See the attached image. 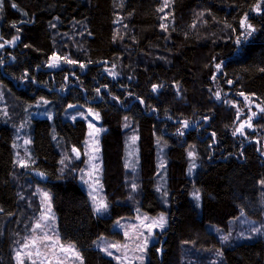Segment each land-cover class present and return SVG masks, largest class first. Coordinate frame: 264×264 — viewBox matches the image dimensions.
Listing matches in <instances>:
<instances>
[{"label":"trees","instance_id":"trees-1","mask_svg":"<svg viewBox=\"0 0 264 264\" xmlns=\"http://www.w3.org/2000/svg\"><path fill=\"white\" fill-rule=\"evenodd\" d=\"M168 8L162 25L161 0H1L0 87L8 105L20 112L44 98L55 103L56 115L53 123L32 121L27 171L16 166L12 127L0 124V264L10 259V233L31 217L26 201L35 203L34 186L50 193L59 240L74 247L82 264H116L95 242H120L113 225L137 209L167 218L146 264H183V247L219 251L222 264H264V237L225 246L207 229L226 228L241 211L260 215L264 140L235 126L236 108L264 110V0H169ZM54 56L66 64L49 69ZM112 67L115 76L106 71ZM68 106L96 111L104 128L103 217L73 168H62L58 148L82 154L87 136L83 120L63 119ZM129 132L137 136L134 172L124 163ZM158 146L166 207L156 192ZM189 149L199 164L192 178Z\"/></svg>","mask_w":264,"mask_h":264},{"label":"rangeland","instance_id":"rangeland-1","mask_svg":"<svg viewBox=\"0 0 264 264\" xmlns=\"http://www.w3.org/2000/svg\"><path fill=\"white\" fill-rule=\"evenodd\" d=\"M1 2V0H0ZM121 3V2H120ZM169 0H161L162 25L169 22ZM66 64V63H65ZM63 59L52 57L47 67L49 69L65 65ZM110 76H115L114 68L106 69ZM9 99L0 87V124H8L13 131V153L18 169L27 171L33 163L31 150V125L35 119H45L53 123L56 115V105L53 101L38 98L25 103L19 112L15 103L9 106ZM238 122L236 133H254L257 141L264 140V110L261 106L251 104L248 111L236 108ZM96 111L79 106H68L63 113V119L74 122L83 120L87 125V136L84 141L83 152L71 150L67 154L58 148L62 154V168H73L79 185L86 193L94 213L103 217L107 214V204L101 183L102 161L100 150V137L104 132L100 116ZM91 125V127H90ZM127 127H129L127 125ZM97 129L99 131L97 132ZM263 135V138L260 137ZM260 137V138H259ZM133 138L135 140L133 141ZM191 154V155H190ZM187 175L192 178L199 167L195 153L192 149L187 151ZM156 192L159 201L166 207L168 196L166 192L164 149L158 146ZM125 167L134 172L138 168L137 136L129 132L125 145ZM191 169V171H190ZM31 175L42 181L40 174L30 172ZM26 174V173H25ZM33 186H28L30 190ZM35 203L27 197L26 204L31 217L16 225L15 233H10L9 248L10 259L8 264H82V259L70 244H62L57 234V222L51 206L50 193L42 186L33 187ZM197 196L199 199H197ZM195 208L200 212L201 200L199 192L194 189L190 195ZM103 203L106 208L97 212L96 207ZM258 205L260 215L250 217L246 212L240 214L227 223L226 228L220 229L208 226L210 233L215 235L225 246H233L242 242H251L264 237V183H259ZM163 216L165 223L160 227L159 218ZM24 218V216H23ZM37 224L41 227L37 228ZM167 228V218L164 213L150 216L137 209L130 218H122L113 225V231L121 234L122 240L115 242L105 237L96 240L95 248L102 254L111 258L116 264H146L148 249L158 241L160 234ZM225 237L227 239H225ZM183 264H222L219 251L209 252L196 250L193 247H183Z\"/></svg>","mask_w":264,"mask_h":264},{"label":"snow or ice","instance_id":"snow-or-ice-1","mask_svg":"<svg viewBox=\"0 0 264 264\" xmlns=\"http://www.w3.org/2000/svg\"><path fill=\"white\" fill-rule=\"evenodd\" d=\"M13 7H15V5H13ZM242 24H243V21H242ZM249 28H251V25H249ZM17 39H18V37H17ZM0 47H2V45H0ZM218 68H219V66H217ZM155 90V89H154ZM98 115L99 114H96V116L98 117ZM90 127H91V125H90ZM99 131V129H97V132ZM135 140V138H133V141ZM191 155V154H190ZM190 171H191V169H190ZM197 199H199V197L197 196ZM104 208H106V205H104L102 202L96 207V211L97 212H99V211H101L102 209H104ZM156 223H158L159 224V226L160 227H163L164 226V223H165V218L163 217V216H161L160 218H159V221L158 222H156ZM41 226L39 225V224H37V228H40ZM225 239H227L226 237H225Z\"/></svg>","mask_w":264,"mask_h":264}]
</instances>
